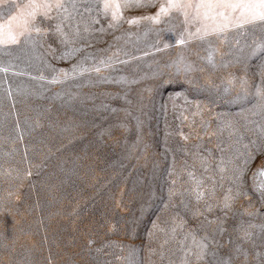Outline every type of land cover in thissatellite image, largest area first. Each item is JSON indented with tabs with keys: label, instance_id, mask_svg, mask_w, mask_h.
<instances>
[{
	"label": "rangeland",
	"instance_id": "obj_1",
	"mask_svg": "<svg viewBox=\"0 0 264 264\" xmlns=\"http://www.w3.org/2000/svg\"><path fill=\"white\" fill-rule=\"evenodd\" d=\"M142 2L0 55V264H264V28L210 36L209 63L179 14L129 25L166 0ZM86 55L111 67L50 83Z\"/></svg>",
	"mask_w": 264,
	"mask_h": 264
},
{
	"label": "snow or ice",
	"instance_id": "obj_2",
	"mask_svg": "<svg viewBox=\"0 0 264 264\" xmlns=\"http://www.w3.org/2000/svg\"><path fill=\"white\" fill-rule=\"evenodd\" d=\"M0 5H7L4 12H0V55H11L13 47L21 50L31 47L34 51L36 45L40 43L37 37H46L49 34V30L42 29L39 26L40 20L59 21L55 23L51 34L58 36L61 43L67 44L70 41L64 32L63 24L70 17L75 15L83 17L85 13L91 14L95 11L98 16L110 17L108 27L114 29L122 21H125L123 15L125 9L146 6L142 0H27L26 3H16V0H11V3L9 0H0ZM174 13L183 17L184 31L180 33V38L176 41L177 44L182 46L195 39L208 42L211 49V43L208 39L210 36H224L226 39V34L229 31L240 30L246 32L249 27L253 29L257 27L264 28V0H166L165 3L160 5L155 15L133 17L127 19L126 22L129 25H139L143 21L160 24L164 18L171 19ZM4 15H7L6 19H2ZM92 23H99V20L93 17ZM191 27H194L195 31H190ZM85 31H88L87 24L85 25ZM167 31H171V29ZM76 34L78 36L79 32L77 31ZM185 34H187V39H185ZM116 39L118 40L120 37H116ZM168 47V44L164 45V48ZM80 51V48H73L59 58L70 59ZM254 51L264 52V43L258 44ZM214 52L215 49L209 51L207 57L209 63L214 62ZM89 59L93 58L86 55L80 60L79 65L72 66L71 71L60 69L62 76H54L50 83H62L70 77L74 78L93 71L99 74L101 67H111V64L103 59L99 61L100 66L94 65L91 68L81 66ZM182 59L183 57H181ZM108 60L110 61L111 57ZM10 67V62L7 67L0 66V72H8ZM184 67L186 71H191V65H185ZM40 79H44V77L41 76ZM258 95L262 94L258 93ZM251 159H254L251 154L245 157L244 165L246 166ZM235 172L237 173L236 179H239L243 175L244 167H237ZM258 173L264 174V169H259ZM189 176H193V174L189 173ZM202 183V180L196 182L197 189ZM202 196L203 192L197 191L196 199L200 200ZM230 199V196H225L224 209L229 208L228 201ZM208 211H211V206H209ZM192 243L199 249L198 253L192 254L196 256L197 260L203 259L207 245L202 241H197L195 236H193ZM189 252H191V249H189ZM184 264H187L186 259Z\"/></svg>",
	"mask_w": 264,
	"mask_h": 264
}]
</instances>
